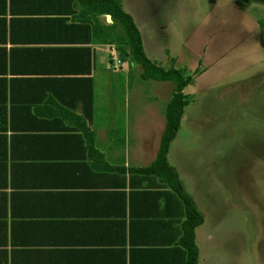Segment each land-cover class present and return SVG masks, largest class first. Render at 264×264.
<instances>
[{"label":"crops","instance_id":"obj_1","mask_svg":"<svg viewBox=\"0 0 264 264\" xmlns=\"http://www.w3.org/2000/svg\"><path fill=\"white\" fill-rule=\"evenodd\" d=\"M92 5L0 0V264H187L185 204L142 170L156 158L174 84L154 87L166 96L130 95L131 62L100 42V22L112 19ZM179 135L167 162L203 217L197 264H217L221 213L173 156Z\"/></svg>","mask_w":264,"mask_h":264},{"label":"rangeland","instance_id":"obj_2","mask_svg":"<svg viewBox=\"0 0 264 264\" xmlns=\"http://www.w3.org/2000/svg\"><path fill=\"white\" fill-rule=\"evenodd\" d=\"M122 2L144 53L193 80L173 156L221 213L226 242L216 263L264 264V0ZM130 62V95L173 90L171 81H136L142 68Z\"/></svg>","mask_w":264,"mask_h":264},{"label":"trees","instance_id":"obj_3","mask_svg":"<svg viewBox=\"0 0 264 264\" xmlns=\"http://www.w3.org/2000/svg\"><path fill=\"white\" fill-rule=\"evenodd\" d=\"M93 3L99 15H110L112 23L100 22V42L115 44L120 53H125L142 68L141 78L145 80H168L174 84V93L166 104V125L162 134L156 158L152 164L142 170L164 177L173 186L183 200L186 209L184 244L187 249V264H197L198 249L194 243V228L202 224L203 217L198 212L193 198L183 189L176 170L167 162L170 142L174 139L183 116L184 107L188 104L184 88L191 82L189 75L180 69L164 68L158 62L146 56L143 50L141 35L132 16L123 8L122 0H88ZM128 48V51H127ZM197 73V70H195Z\"/></svg>","mask_w":264,"mask_h":264},{"label":"water","instance_id":"obj_4","mask_svg":"<svg viewBox=\"0 0 264 264\" xmlns=\"http://www.w3.org/2000/svg\"><path fill=\"white\" fill-rule=\"evenodd\" d=\"M106 18L110 21V16L109 15H107Z\"/></svg>","mask_w":264,"mask_h":264}]
</instances>
